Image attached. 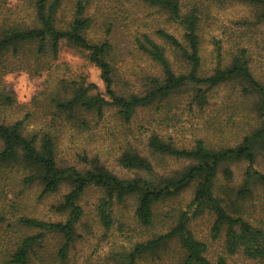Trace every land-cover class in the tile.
I'll use <instances>...</instances> for the list:
<instances>
[{
    "label": "rangeland",
    "instance_id": "1",
    "mask_svg": "<svg viewBox=\"0 0 264 264\" xmlns=\"http://www.w3.org/2000/svg\"><path fill=\"white\" fill-rule=\"evenodd\" d=\"M74 0H64L59 10V23L66 22ZM27 0H4L0 3V25L28 21ZM182 11L192 7L199 9L198 34L200 36L201 73L210 74L217 66L229 65L234 53L246 50L250 70L256 79L264 83V19L258 17L259 8L239 0H181ZM85 14L92 18L87 35L92 40L108 37L112 42L110 53L114 65V85L118 94L144 93L149 89L148 78L161 77L160 66L137 48L135 37L149 34L165 50L176 73L188 71L183 61L167 44L155 35L163 28L183 39V29L141 0H89ZM28 23V22H27ZM109 28L106 35L105 31ZM0 58V91L12 94L13 103L0 108V121L13 122L25 118L27 129H38L50 119L46 93L66 83L94 82L104 93L100 71L81 48L59 43L57 56L42 57L36 70L29 57ZM219 63V64H218ZM206 89V87H203ZM194 86H185L168 97L140 107L129 122L119 118L116 108L106 106L102 118L88 114L89 124L84 128L75 121L58 119L54 134L57 137L56 160L59 165L83 168L91 159H98L120 177L144 176L140 171L121 167L117 158L123 150L131 149L148 157L156 174L181 172L191 161L150 152L149 135L155 133L178 147H191L197 138L212 146H234L244 135L251 133L261 122L256 109L258 98L243 94L238 82L228 81L206 90V98L200 103ZM29 111L31 116L25 113ZM26 115V116H25ZM254 166L264 173V150L257 148ZM87 158L84 160L83 158ZM233 174L226 178L222 166L215 182V193L229 204L239 205L237 215L264 231V187L253 186V193L246 200H238L235 191L242 183L247 161L227 163ZM20 169H7L0 175V264H9V254L18 233H34L19 223L20 216L35 217L47 221L65 219V214L52 208L69 187L60 186L53 193L41 195L42 186L35 182L27 185ZM195 189V182L180 194L167 197L154 205V218L149 227L141 226L134 217L137 206L135 197H127L114 204L113 223L105 229L98 221L95 206L103 195L101 188L88 187L79 203L84 215L77 226L79 238L72 243L64 259L59 258L60 238L48 234L43 247H37L38 257L32 264H124L122 254L132 245L165 232L172 225L179 210L187 209ZM236 213V212H235ZM215 215L205 211L189 221V229L197 239L207 245L206 257L215 262L224 257L225 264H262L259 259L246 257L241 250L228 253L225 248V230L212 235ZM183 252L176 244L154 255H145L137 264H181Z\"/></svg>",
    "mask_w": 264,
    "mask_h": 264
},
{
    "label": "trees",
    "instance_id": "2",
    "mask_svg": "<svg viewBox=\"0 0 264 264\" xmlns=\"http://www.w3.org/2000/svg\"><path fill=\"white\" fill-rule=\"evenodd\" d=\"M3 1L0 0V3ZM88 1L74 0L69 19L61 24L58 16L64 0H27L28 21L0 25V58L8 55L16 60L29 57L31 61L34 60L38 70L42 64L41 58L54 59L60 41L65 40L69 45L87 52L89 61L98 67L104 85L102 93L94 82L66 83L59 80L58 85L46 93L50 119L43 121L38 129H27L24 117L13 122L0 121V175L9 168L20 169L25 184L37 182L42 186V196L55 192L63 184L69 187L61 200L52 205L55 211L65 214L64 220L47 221L29 216L18 218L23 227L35 232L18 233L9 254V264H32L38 257L36 248L43 247L48 234L60 238L58 256L64 259L72 243L80 236L77 226L84 211L79 201L90 186L103 191L95 206V214L99 223L109 229L113 223L114 204L124 202L127 197H135L137 206L134 217L139 225L149 227L154 218V205L180 194L194 182L193 197L187 209L177 212L174 222L165 232L135 242L122 254L124 264H137L143 256L165 251L171 244L178 245L182 250L181 264H225L224 257L211 262L205 255L206 243L197 239L189 229V221L205 211L215 215L213 237L225 230L228 253L241 250L246 257L259 259L264 264L263 229L237 215L239 205L229 204L225 199L223 204V199L215 193L220 168L224 166V176L231 178L233 172L226 164L241 160L247 161V166L243 181L235 191L236 198L242 201L250 198L257 183L264 187V173L254 166L256 149L264 150V83L256 79L250 70L246 50L234 53L229 65L217 66L212 73L202 74L199 9L194 6L183 12L181 0H141L167 13L170 20L182 27V40L163 28L156 29L155 35L185 61L189 69L185 73H176L164 48L149 34L142 33L135 37V44L160 66L161 77H149V89L144 93L118 94L110 57L112 42L108 37L92 40L87 35L92 27V18L85 14ZM239 1L259 8L258 17L264 19V0ZM108 31L109 28L105 31L106 35ZM234 80L241 84L243 94L258 98L256 109L261 117L259 127L244 135L238 144L212 146L204 139L197 138L191 147H178L171 139H164L155 133L149 135L147 145L153 154L191 161L181 172L156 174L151 160L131 149L123 150L117 162L124 169L140 171L144 176L120 177L98 159H91L89 165L83 168L61 166L56 160L57 137L54 132L58 119L75 121L87 128L88 114L94 113L100 119L106 106H112L116 108L119 118L129 122L138 108L160 101L185 86H194V99L202 103L207 89ZM12 103V94L4 89L0 91V108ZM25 114L32 115L29 111ZM83 159L87 160L85 157Z\"/></svg>",
    "mask_w": 264,
    "mask_h": 264
}]
</instances>
